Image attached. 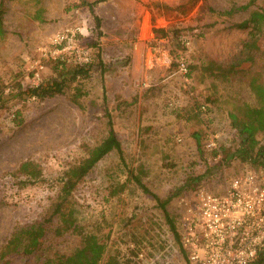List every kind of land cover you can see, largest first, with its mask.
I'll return each instance as SVG.
<instances>
[{
    "label": "rangeland",
    "instance_id": "374dc122",
    "mask_svg": "<svg viewBox=\"0 0 264 264\" xmlns=\"http://www.w3.org/2000/svg\"><path fill=\"white\" fill-rule=\"evenodd\" d=\"M85 1L93 3L99 30L86 6L75 7L80 0H0L6 31L0 39V250L14 229L47 213L63 173L105 137V107L124 165L111 152L77 186L70 198L77 222L129 264H189L153 196L128 182L126 170L140 173L151 194L168 200L166 210L179 229L178 212L197 191L221 193L230 179L252 169L232 157L240 139L228 115L254 104L233 72L250 66L257 49L264 51V25L249 23L252 13L264 10V0ZM142 11L151 23L146 29L132 25L142 23ZM153 29L168 33L156 38ZM70 34L76 53L57 54L54 39ZM138 34L150 37L133 66ZM262 54L255 68L264 64ZM57 60L92 64L89 77L51 99L25 96V89L56 76ZM74 88L77 102L71 100ZM210 138L213 150L205 147ZM23 161L38 164L43 180L22 185L16 170ZM78 243L56 239L54 248L69 254Z\"/></svg>",
    "mask_w": 264,
    "mask_h": 264
},
{
    "label": "trees",
    "instance_id": "16d2710c",
    "mask_svg": "<svg viewBox=\"0 0 264 264\" xmlns=\"http://www.w3.org/2000/svg\"><path fill=\"white\" fill-rule=\"evenodd\" d=\"M33 1L35 5L40 3V0ZM256 1L250 0L249 4H254ZM82 6L88 8L93 17L95 28L99 30L100 19L94 14L93 3L80 0V4L75 7ZM240 9L246 10L247 7H240ZM3 13V3L0 2V39H3L6 35L3 25ZM256 22H260L261 26L264 25V10L261 13H252L249 23ZM152 33L156 38H163L168 31L153 29ZM256 53V56L253 55L250 61V66L233 72L234 77H240L246 82L254 104L235 107L228 117L231 126L240 139L238 146L232 153V157L243 164L251 166L254 171H264V64L255 68L257 55L263 53L261 57L264 59V51L257 49ZM91 65L89 63L67 65L65 62L62 63L57 60L52 67V71L56 76L33 88L25 89L23 91L24 95L39 100L62 95L64 89L71 82L89 77ZM99 65H102L101 62H99ZM74 91L71 100L77 102L80 91L78 88H74ZM103 102H106L105 91H103ZM0 103H3L1 96ZM103 116L106 129L105 137L98 145L88 149L85 157L78 163L71 165L63 173L60 185L47 213L31 225L14 229L7 243L0 250V264H13L15 260L19 261V264H129V262L120 259L116 253H109L107 247L95 235L84 232L74 216L70 203L71 195L77 186L88 176L98 162L109 153L115 152L124 165L121 146L114 132L112 119L105 107L103 108ZM192 137L196 141L198 152L201 153L199 150V133L194 132ZM212 153L216 155L215 151ZM227 157H231V155ZM126 172L128 182L134 183L144 194L153 196L163 213L174 241L182 248L176 225L166 210L168 200L165 202L160 201L151 194L142 183L140 173L128 168ZM16 173L18 177L23 178L21 184L25 186H31L43 180L41 167L32 161L21 162ZM189 185L190 182L187 180L186 187L188 188ZM70 237L78 239L77 247L69 254L58 253L54 248L56 239L62 241ZM254 264H264V253L258 255Z\"/></svg>",
    "mask_w": 264,
    "mask_h": 264
},
{
    "label": "built area",
    "instance_id": "2783aa9c",
    "mask_svg": "<svg viewBox=\"0 0 264 264\" xmlns=\"http://www.w3.org/2000/svg\"><path fill=\"white\" fill-rule=\"evenodd\" d=\"M76 42L73 34L57 36V54L76 53ZM178 71L188 72L182 61ZM205 147L215 148L212 138ZM177 224L189 264H254L264 253V171L246 168L221 193L197 191Z\"/></svg>",
    "mask_w": 264,
    "mask_h": 264
},
{
    "label": "crops",
    "instance_id": "0c3cea01",
    "mask_svg": "<svg viewBox=\"0 0 264 264\" xmlns=\"http://www.w3.org/2000/svg\"><path fill=\"white\" fill-rule=\"evenodd\" d=\"M147 12L145 11H142L141 12V17H142V23H132L133 26H136V27H140V28H145L148 26L150 27L151 23L149 22V18L147 19ZM140 16V15H139ZM139 18V17H138ZM139 20L137 19V22ZM130 24H127L128 27ZM147 27V28H148ZM149 34L150 36L152 35V32L149 31ZM149 35L147 34V36H142L140 34H138V36H136V42L133 44L132 48H131V63L132 65H136L138 60H139V55L140 53L142 52L143 53V50L144 48L147 46V41L149 39L148 37ZM121 43H124L125 41L124 40H120Z\"/></svg>",
    "mask_w": 264,
    "mask_h": 264
}]
</instances>
